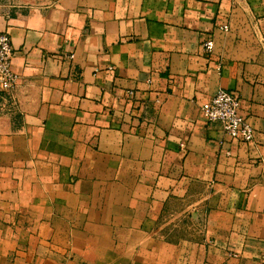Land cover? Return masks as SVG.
<instances>
[{
	"label": "crops",
	"instance_id": "0c3cea01",
	"mask_svg": "<svg viewBox=\"0 0 264 264\" xmlns=\"http://www.w3.org/2000/svg\"><path fill=\"white\" fill-rule=\"evenodd\" d=\"M0 29V264H264V0H0ZM220 88L250 141L202 115Z\"/></svg>",
	"mask_w": 264,
	"mask_h": 264
},
{
	"label": "built area",
	"instance_id": "2783aa9c",
	"mask_svg": "<svg viewBox=\"0 0 264 264\" xmlns=\"http://www.w3.org/2000/svg\"><path fill=\"white\" fill-rule=\"evenodd\" d=\"M212 46L211 39L203 43L206 51H210ZM13 54L9 33L0 29V91L9 92L17 84L18 74L11 68ZM239 109L240 98L234 89L220 88L200 105V111L208 122L218 123L230 138L247 142L253 138V128Z\"/></svg>",
	"mask_w": 264,
	"mask_h": 264
}]
</instances>
